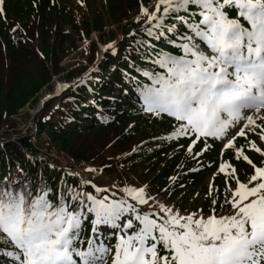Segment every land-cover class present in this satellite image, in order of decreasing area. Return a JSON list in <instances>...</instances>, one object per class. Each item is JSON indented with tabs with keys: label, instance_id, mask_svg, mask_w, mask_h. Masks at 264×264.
I'll use <instances>...</instances> for the list:
<instances>
[{
	"label": "snow or ice",
	"instance_id": "obj_1",
	"mask_svg": "<svg viewBox=\"0 0 264 264\" xmlns=\"http://www.w3.org/2000/svg\"><path fill=\"white\" fill-rule=\"evenodd\" d=\"M142 12L152 25L145 31L155 39L165 29L176 32L166 19L186 28L181 43L168 41L181 53L156 52L151 63L157 70L143 71L150 81L138 89L144 110L173 117L172 137L192 134L193 144L201 137L223 139L242 122L238 136L255 125L264 139V126L256 124L264 121V0H157L153 12ZM251 147L264 155L255 143ZM224 148H235V137ZM241 156L254 169L247 182L227 162L219 166L236 182L225 199L230 215L215 208L207 217L181 215L163 204V216L145 212L139 207L148 203L144 187H125L126 196L116 198L115 192L100 195L110 190L95 184V194L65 184L53 199L47 185L33 190L2 181L0 254L11 264H264V167L236 148ZM105 226L112 231L106 234Z\"/></svg>",
	"mask_w": 264,
	"mask_h": 264
},
{
	"label": "trees",
	"instance_id": "obj_2",
	"mask_svg": "<svg viewBox=\"0 0 264 264\" xmlns=\"http://www.w3.org/2000/svg\"><path fill=\"white\" fill-rule=\"evenodd\" d=\"M151 1L4 0L5 12L0 14V135H8L19 111L36 104L39 91L64 72L60 64L66 53L64 45L73 46L77 39L89 40L91 33L97 32L100 45L112 44L102 51L101 69L84 75L100 51L97 42L91 39L88 65L67 71L65 80L70 83L83 76L64 89L60 110L50 111L49 104H45L37 118L40 132L74 161L91 163L105 174L116 176L122 185H141L162 201H170L182 192L188 194L190 185H202L211 171L214 188L203 209L215 208L222 213L226 208L224 200L231 195L228 188H235L236 182L219 172L220 164L232 165L239 180L247 182L254 169L242 156L236 157V148H242L244 155L258 167H263L260 162L264 164V155L262 159L261 152L253 153L254 142L246 131V136L235 138V148L219 151L218 141L213 137H201L195 144L192 134L172 137L178 126L173 117H157L144 110L138 89L150 81L143 71L157 70L151 63L156 52L179 55L181 50L168 41L181 43L177 34L186 31L178 21L176 32L165 29L160 39L148 36L145 29L152 25H143L132 17ZM122 21H126L123 37L116 41L119 34L107 28ZM174 21L169 18L165 24L173 25ZM251 133L261 136V128ZM261 150L264 152V148ZM25 152L35 153L29 135L16 142L0 143V182L18 181L30 184L33 190L44 184L53 190V199L64 191L65 184L76 191L95 194L91 185H82L74 175ZM101 230L106 234L112 231L106 226ZM111 243H115L114 238ZM0 264H11V258L0 254Z\"/></svg>",
	"mask_w": 264,
	"mask_h": 264
},
{
	"label": "rangeland",
	"instance_id": "obj_3",
	"mask_svg": "<svg viewBox=\"0 0 264 264\" xmlns=\"http://www.w3.org/2000/svg\"><path fill=\"white\" fill-rule=\"evenodd\" d=\"M157 0H152L146 9L149 13L153 12L155 10ZM133 19L139 21L140 23L147 24L148 22V16L145 15L142 10L141 11H135L134 15L132 17ZM126 21H122L119 24H113L109 26L107 29H111L116 34H119L118 38L123 37L122 33V27ZM97 32H92L90 35L89 40H79L77 39V42L75 45L70 46L68 44L64 45V50L66 51L63 60L61 61V65L64 69V72L56 75L53 77L51 84L49 87L43 88L38 93V102L36 104H30L26 105L22 110L19 111V113L14 117V126L12 129L9 130L8 135H0V143L12 141L16 142L18 139L29 135L31 137V145L35 149V153L33 155L25 152L27 156H33L36 159L39 160H47L50 162L53 166L58 167L62 170L69 171V173H72L76 175L77 177L83 179H86V181H90L92 183L97 184V187L109 189L110 191L108 193L111 194V192H115L117 196L123 197L126 196V194L122 191L125 187H142L141 185H129L128 183H124V185L120 184L119 181L116 179V176L113 174H105L101 169L91 163H87L85 161H79L76 162L74 159L70 157V155L64 151L59 150L56 148L49 140V138L46 136L44 132H40L38 126H37V118L40 114V112L44 111L45 104H49L50 111H53L54 109H58L59 105L63 103V99L61 97L62 92L64 89L69 86L71 83L78 80L83 75L77 77L74 81L68 82L65 80V73L71 69H78L80 67H85L88 65L87 63V56H88V42L92 39L97 42L99 45L100 51L98 52L97 60L94 62V64H91L88 68V70L84 73L87 74L90 70H96L99 71L103 65V59L102 51L109 48V44L105 47L100 45L99 39H98ZM179 35L177 34V37L179 38ZM114 44V43H113ZM256 124L264 126V121L257 119ZM243 122L240 125H237L236 127L230 128L228 131V135L225 136L223 139H217L218 141V149L219 151H222L224 148V145L227 143L229 139L232 137L237 138V133L240 131V128L242 127ZM257 127L255 125H250L249 128H245L244 130L251 135L252 142L256 144L258 148H264V141H262L261 136H256L253 133H251V129H256ZM250 137V136H249ZM216 139V138H215ZM253 153H257L254 149H252ZM220 152L217 154V158H220ZM263 159V155L261 156ZM230 159V157H228ZM263 167L264 164L262 161L260 162ZM88 169H92V171H88ZM213 172H208L206 177L204 178V181H202V185H196L193 186L190 185L189 193H180L174 196L170 201H162V199H159L160 197H154V195L145 190V195L148 199V203L145 205H142L145 209H150L157 211L161 216L164 214L160 212L159 205L163 204L166 207L172 208L174 211L178 210L181 215H187L189 213H198L202 214L203 216L207 217L208 215L212 214V211H205L203 209L204 204L210 202V189L214 188L211 183V175ZM123 177V176H122ZM220 186V185H219ZM225 201V200H224ZM223 201V202H224ZM226 204V203H225ZM218 215H230L232 214L231 205L226 204L225 211L222 213H217Z\"/></svg>",
	"mask_w": 264,
	"mask_h": 264
}]
</instances>
